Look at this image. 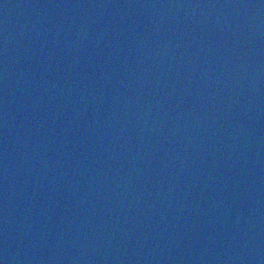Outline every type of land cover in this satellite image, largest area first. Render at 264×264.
Segmentation results:
<instances>
[{
  "label": "water",
  "instance_id": "1",
  "mask_svg": "<svg viewBox=\"0 0 264 264\" xmlns=\"http://www.w3.org/2000/svg\"><path fill=\"white\" fill-rule=\"evenodd\" d=\"M0 264H264V0H0Z\"/></svg>",
  "mask_w": 264,
  "mask_h": 264
}]
</instances>
